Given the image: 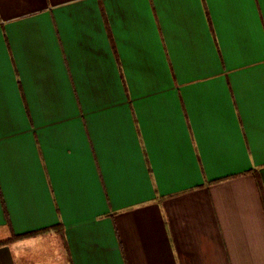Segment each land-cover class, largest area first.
<instances>
[{"label": "crops", "instance_id": "crops-1", "mask_svg": "<svg viewBox=\"0 0 264 264\" xmlns=\"http://www.w3.org/2000/svg\"><path fill=\"white\" fill-rule=\"evenodd\" d=\"M254 169L264 0H0V264H264Z\"/></svg>", "mask_w": 264, "mask_h": 264}, {"label": "rangeland", "instance_id": "rangeland-1", "mask_svg": "<svg viewBox=\"0 0 264 264\" xmlns=\"http://www.w3.org/2000/svg\"><path fill=\"white\" fill-rule=\"evenodd\" d=\"M57 241V238H50L49 241L43 242L38 244V249L43 253L44 258L37 252L34 251L33 254L36 256H39L40 258L46 259L51 264H60V260L57 256V251H55V242ZM54 244L52 247L48 246V244Z\"/></svg>", "mask_w": 264, "mask_h": 264}, {"label": "trees", "instance_id": "trees-1", "mask_svg": "<svg viewBox=\"0 0 264 264\" xmlns=\"http://www.w3.org/2000/svg\"><path fill=\"white\" fill-rule=\"evenodd\" d=\"M252 175L256 179V183H257V186H258V189H259V192H260V196H261V200H262V204H263V208H264V186H263L259 171L257 169H254L252 171ZM56 230L60 231L62 234L64 233L62 225L57 227ZM45 232L46 231H43V232H40V233H31V234L25 235V236H14L13 235V237L10 238L7 241V243H11V242L18 241V240H21V239H26V238H32V237L38 236L39 234H42V233H45ZM1 244H5V243H0V245Z\"/></svg>", "mask_w": 264, "mask_h": 264}]
</instances>
